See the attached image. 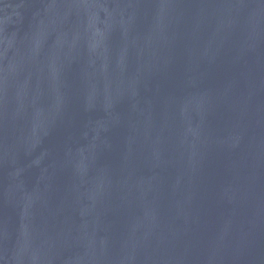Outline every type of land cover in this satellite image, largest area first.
<instances>
[{
	"label": "water",
	"instance_id": "obj_1",
	"mask_svg": "<svg viewBox=\"0 0 264 264\" xmlns=\"http://www.w3.org/2000/svg\"><path fill=\"white\" fill-rule=\"evenodd\" d=\"M0 264H264V0H0Z\"/></svg>",
	"mask_w": 264,
	"mask_h": 264
}]
</instances>
